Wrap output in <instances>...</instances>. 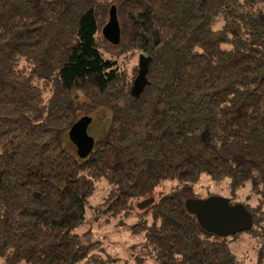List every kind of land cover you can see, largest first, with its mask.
Listing matches in <instances>:
<instances>
[{
    "label": "trees",
    "instance_id": "16d2710c",
    "mask_svg": "<svg viewBox=\"0 0 264 264\" xmlns=\"http://www.w3.org/2000/svg\"><path fill=\"white\" fill-rule=\"evenodd\" d=\"M98 110L108 126L79 159L68 131ZM203 176L250 214L264 264V0H0L1 264H127L76 233L88 212L134 219L143 264H244L240 233L185 208ZM246 184L253 205L236 202Z\"/></svg>",
    "mask_w": 264,
    "mask_h": 264
},
{
    "label": "rangeland",
    "instance_id": "374dc122",
    "mask_svg": "<svg viewBox=\"0 0 264 264\" xmlns=\"http://www.w3.org/2000/svg\"><path fill=\"white\" fill-rule=\"evenodd\" d=\"M136 60L137 59H134V62H137ZM139 65L140 70L143 71L141 69L140 61ZM139 78L143 80H141V85H143L144 78H142L141 75ZM90 117L92 118V122L88 127V134L96 139L107 128L109 116L105 111L98 110L94 115L91 114ZM66 146L72 153L76 152L74 145L70 141L66 142ZM172 185L173 183L171 182L164 183V189L169 190ZM195 190L199 193V199L197 200L207 199V192L215 194L217 197L223 199H226L229 196L227 181H221L218 184H214L206 176H203L200 179L199 183L195 186ZM237 195V203L253 205L256 202V197L250 193L249 184H246ZM87 218L88 221L77 229L76 233L82 234L84 232H90L92 236L103 241V252H101V259L103 262H107V259L110 256L118 258L120 263L143 264V262L134 259L130 255V248L140 241L139 236L132 235L129 231V226L133 223L134 219H121L120 221H122L123 224L118 222V220H111L109 223L104 224L99 213L91 216L89 212L87 213ZM257 246L256 239L252 238L245 232L240 233L235 238V241L230 244L231 250L238 257L244 258V264H251L254 262Z\"/></svg>",
    "mask_w": 264,
    "mask_h": 264
},
{
    "label": "water",
    "instance_id": "95a60500",
    "mask_svg": "<svg viewBox=\"0 0 264 264\" xmlns=\"http://www.w3.org/2000/svg\"><path fill=\"white\" fill-rule=\"evenodd\" d=\"M104 38L112 43L119 42L120 30L112 8L109 13V21L102 30ZM141 63V61H140ZM143 64V65H142ZM140 73L134 82L133 94L138 97L143 85L142 79L146 72V64L141 63ZM142 80V81H141ZM144 84V83H143ZM92 122L91 117H81L68 131V139L76 149L79 159H86L94 148L95 139L88 134V127ZM153 202V199L145 200L137 204L139 210H143ZM186 210L193 214L199 226L210 234L218 237L232 236L245 232L251 227L250 214L241 205H230L226 199L210 197L204 200H188L185 203Z\"/></svg>",
    "mask_w": 264,
    "mask_h": 264
}]
</instances>
